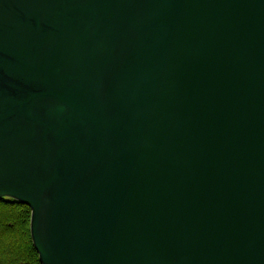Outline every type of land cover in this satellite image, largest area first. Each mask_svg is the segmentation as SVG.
Instances as JSON below:
<instances>
[{
	"label": "water",
	"instance_id": "obj_1",
	"mask_svg": "<svg viewBox=\"0 0 264 264\" xmlns=\"http://www.w3.org/2000/svg\"><path fill=\"white\" fill-rule=\"evenodd\" d=\"M41 264H264V0H0V199Z\"/></svg>",
	"mask_w": 264,
	"mask_h": 264
},
{
	"label": "trees",
	"instance_id": "obj_2",
	"mask_svg": "<svg viewBox=\"0 0 264 264\" xmlns=\"http://www.w3.org/2000/svg\"><path fill=\"white\" fill-rule=\"evenodd\" d=\"M31 218L27 205L0 199V264H41L31 238Z\"/></svg>",
	"mask_w": 264,
	"mask_h": 264
},
{
	"label": "bare ground",
	"instance_id": "obj_3",
	"mask_svg": "<svg viewBox=\"0 0 264 264\" xmlns=\"http://www.w3.org/2000/svg\"><path fill=\"white\" fill-rule=\"evenodd\" d=\"M31 238H32V236H31ZM33 241V240H32Z\"/></svg>",
	"mask_w": 264,
	"mask_h": 264
}]
</instances>
